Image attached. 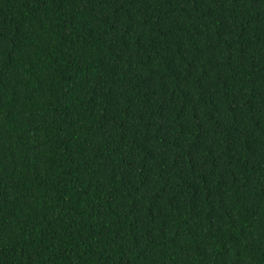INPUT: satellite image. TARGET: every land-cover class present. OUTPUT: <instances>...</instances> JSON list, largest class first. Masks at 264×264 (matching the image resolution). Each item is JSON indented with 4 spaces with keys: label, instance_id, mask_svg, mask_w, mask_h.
Masks as SVG:
<instances>
[{
    "label": "trees",
    "instance_id": "trees-1",
    "mask_svg": "<svg viewBox=\"0 0 264 264\" xmlns=\"http://www.w3.org/2000/svg\"><path fill=\"white\" fill-rule=\"evenodd\" d=\"M0 264H264V0H0Z\"/></svg>",
    "mask_w": 264,
    "mask_h": 264
}]
</instances>
